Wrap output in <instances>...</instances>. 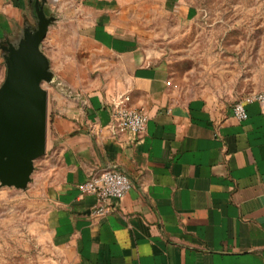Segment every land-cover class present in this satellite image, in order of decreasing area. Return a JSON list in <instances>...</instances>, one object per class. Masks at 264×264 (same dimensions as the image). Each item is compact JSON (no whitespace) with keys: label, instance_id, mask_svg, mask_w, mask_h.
<instances>
[{"label":"crops","instance_id":"1","mask_svg":"<svg viewBox=\"0 0 264 264\" xmlns=\"http://www.w3.org/2000/svg\"><path fill=\"white\" fill-rule=\"evenodd\" d=\"M164 2L185 18L197 13ZM118 5L140 4L43 2L53 21L76 22L78 44L43 50L59 84L94 88L82 101L48 90L39 179L58 264H264V100L246 103L238 119L223 102L184 97ZM36 22L34 0H0V45ZM120 95L147 113L142 132L116 129L109 102ZM112 164L131 187L95 214L94 196L79 184Z\"/></svg>","mask_w":264,"mask_h":264},{"label":"rangeland","instance_id":"2","mask_svg":"<svg viewBox=\"0 0 264 264\" xmlns=\"http://www.w3.org/2000/svg\"><path fill=\"white\" fill-rule=\"evenodd\" d=\"M135 2L140 5L115 9L139 22L142 47L167 65L181 95L205 96L231 106L247 93L264 92V0H180L197 8L191 18L164 0ZM75 23L68 18L53 21L41 42L42 50L59 53L62 47L78 44L72 35ZM4 52L0 48V84L6 72ZM59 82L54 73L50 82L42 84L52 95L60 90L66 99L78 94L81 101L94 89ZM47 151L35 159L25 188L0 186V264H58L44 220L39 179L40 160ZM53 156L49 162L55 161Z\"/></svg>","mask_w":264,"mask_h":264},{"label":"water","instance_id":"3","mask_svg":"<svg viewBox=\"0 0 264 264\" xmlns=\"http://www.w3.org/2000/svg\"><path fill=\"white\" fill-rule=\"evenodd\" d=\"M34 0L36 25H26L16 42L0 45L5 52V77L0 84V186L25 188L34 161L46 149L48 90L54 72L41 47L54 16Z\"/></svg>","mask_w":264,"mask_h":264},{"label":"built area","instance_id":"4","mask_svg":"<svg viewBox=\"0 0 264 264\" xmlns=\"http://www.w3.org/2000/svg\"><path fill=\"white\" fill-rule=\"evenodd\" d=\"M85 1V0H78ZM125 100L127 95H120L110 100L111 116L118 131L130 130L142 132L146 126L147 113L145 110L129 106ZM254 100L263 101L264 92H251L236 100L232 105V112L238 119L247 116L246 103ZM131 187L127 174L117 165L112 164L97 172L91 173L79 184L80 192L92 194L95 198V214H102L108 210L110 198H120Z\"/></svg>","mask_w":264,"mask_h":264}]
</instances>
